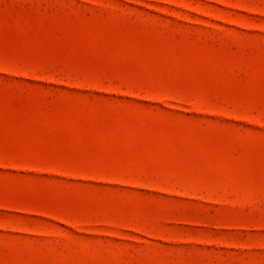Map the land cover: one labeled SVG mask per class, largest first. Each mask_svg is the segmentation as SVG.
Instances as JSON below:
<instances>
[{"label": "rangeland", "instance_id": "374dc122", "mask_svg": "<svg viewBox=\"0 0 264 264\" xmlns=\"http://www.w3.org/2000/svg\"><path fill=\"white\" fill-rule=\"evenodd\" d=\"M0 264H264V0H0Z\"/></svg>", "mask_w": 264, "mask_h": 264}]
</instances>
